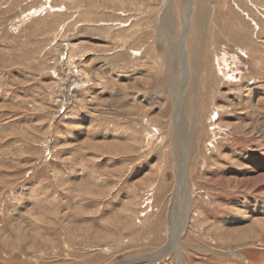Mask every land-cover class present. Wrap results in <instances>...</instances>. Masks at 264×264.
Wrapping results in <instances>:
<instances>
[{
  "label": "rangeland",
  "instance_id": "obj_1",
  "mask_svg": "<svg viewBox=\"0 0 264 264\" xmlns=\"http://www.w3.org/2000/svg\"><path fill=\"white\" fill-rule=\"evenodd\" d=\"M259 176L264 0H0V264H264Z\"/></svg>",
  "mask_w": 264,
  "mask_h": 264
},
{
  "label": "bare ground",
  "instance_id": "obj_2",
  "mask_svg": "<svg viewBox=\"0 0 264 264\" xmlns=\"http://www.w3.org/2000/svg\"><path fill=\"white\" fill-rule=\"evenodd\" d=\"M175 1V0H174ZM163 2V1H162ZM200 2V1H199ZM170 3V2H169ZM195 3V2H194ZM201 3V2H200ZM165 4V3H164ZM167 4V3H166ZM172 4V3H171ZM191 5V4H190ZM196 5V4H195ZM200 9V8H199ZM203 10V9H202ZM200 11V10H199ZM200 13V12H199ZM201 14V13H200ZM171 20V19H170ZM195 21H196V19H195ZM191 24V23H190ZM197 24V23H196ZM197 30V29H196ZM195 30V31H196ZM165 31V30H164ZM184 35L185 36H183L184 37V39L182 40V42H181V45H182V47H183V44H184V42H185V38H187L186 37V32L184 33ZM170 39V38H169ZM171 41V40H170ZM194 41V40H193ZM166 42V41H165ZM161 43H163L162 41H161ZM193 43V42H192ZM165 45V44H164ZM167 45V44H166ZM186 45V44H185ZM188 46V45H187ZM192 47H193V45H192ZM186 47H184V49H185ZM187 49V48H186ZM169 52V51H168ZM181 52H182V56H183V54H184V52H183V50H182V48H181ZM163 53V52H162ZM164 53H166L167 54V52H165L164 51ZM181 56V57H182ZM168 59V58H167ZM170 60V59H169ZM173 60V59H172ZM183 60V59H182ZM177 63V62H176ZM172 64V63H171ZM169 66V65H168ZM170 67V66H169ZM184 67L186 68V69H184L183 70V80L185 81V83L186 84H182V90L180 91V93L178 94V99H176V101L178 102V109H180V105L182 106L183 104H181V99H182V96H183V94L185 93V90H186V88H187V86H189V84H188V79H189V69L187 68V65H186V62H185V64H184ZM63 68H64V66H63ZM171 69V68H170ZM62 72V71H61ZM64 73V72H63ZM62 73V74H63ZM67 73V72H66ZM66 97V96H65ZM181 110V109H180ZM187 146V145H186ZM183 150H185V149H183ZM187 156V154H184V165H185V157ZM180 158V157H179ZM182 158V157H181ZM188 161V160H187ZM186 177V175H185V168H183V172H181L180 173V175H179V177H178V182H179V184H182V181L184 180V178ZM262 179H264V176H259V177H256V178H254L253 179V181L251 182V181H248L247 183H248V186H250L251 185V183H254L252 186H254V187H256V186H258L259 185V187H260V184H261V182H262ZM243 183V182H242ZM245 183V182H244ZM243 185V184H242ZM247 187V186H246ZM255 189V188H254ZM261 189V188H260ZM191 203H187V205L185 204V208H187V213H186V217L184 216V215H181L180 216V218L178 219V217H176L177 219H175L174 218V216L175 215H172V217H171V220H172V222L174 223L175 221H177V223L175 222V224H174V227H176V228H173L174 229V231H176L175 232V235L173 236L174 238H173V241H172V243L168 246V248H169V250L170 249H176L178 252H179V247H178V245H177V239L179 240V237L180 236H182V234L184 233V229H183V227L185 228L186 226H187V224H189L190 222V219H189V213H190V210H191ZM247 204H245V206H246ZM245 206H244V208H245ZM250 206V205H249ZM178 207V206H177ZM184 207V206H183ZM182 207V204L180 205V209H179V215L181 214L180 213V210H181V208H183ZM184 208V209H185ZM243 210V209H242ZM245 210H247V209H245ZM259 210V212H261L262 214H264V208L262 209V208H260V209H258ZM249 211V210H248ZM248 211H247V213H248ZM256 211V210H255ZM253 212H254V209H253ZM247 213H244V214H246L247 215ZM248 216H249V214H248ZM258 218V217H257ZM246 220V219H245ZM257 220V219H256ZM251 223V222H250ZM253 223H255V222H253ZM258 229H259V227H258ZM261 229V228H260ZM262 229H263V227H262ZM256 231V230H255ZM260 232V231H259ZM258 232V233H259ZM263 232V231H262ZM244 233V232H243ZM261 233V232H260ZM262 234V233H261ZM257 237H259V236H257ZM176 238V239H175ZM253 243V242H252ZM165 249V248H164ZM161 250V251H159V252H157L155 255L159 258L160 256H164L165 254H167V250ZM181 252V251H180ZM180 255H181V253H180ZM147 258H150V257H145V258H143V260H146ZM142 259H141V261H143ZM148 260V259H147ZM149 261V260H148ZM134 263H136L134 260H126L125 262H121V263H118V264H134ZM182 263V260H181V257H180V264ZM250 264V263H249Z\"/></svg>",
  "mask_w": 264,
  "mask_h": 264
}]
</instances>
